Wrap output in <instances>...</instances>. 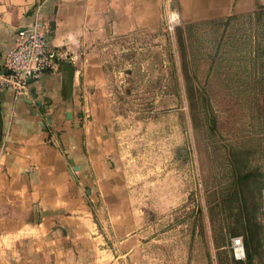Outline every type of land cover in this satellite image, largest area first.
<instances>
[{"label": "crops", "instance_id": "crops-1", "mask_svg": "<svg viewBox=\"0 0 264 264\" xmlns=\"http://www.w3.org/2000/svg\"><path fill=\"white\" fill-rule=\"evenodd\" d=\"M171 3L184 23L264 10V0ZM36 9L65 60L26 95L0 89V264H146L117 165L103 54L119 39L163 34L166 0H0V75ZM62 63L74 67L71 96Z\"/></svg>", "mask_w": 264, "mask_h": 264}, {"label": "rangeland", "instance_id": "rangeland-1", "mask_svg": "<svg viewBox=\"0 0 264 264\" xmlns=\"http://www.w3.org/2000/svg\"><path fill=\"white\" fill-rule=\"evenodd\" d=\"M254 31L253 19L239 17L205 24L187 41L219 132L232 143L249 129V102L218 56L233 35ZM115 42L103 54L105 92L116 129L117 165L131 212L141 221L145 263L217 264L205 198L216 189L217 173L191 126L174 31ZM175 68L178 95L172 85Z\"/></svg>", "mask_w": 264, "mask_h": 264}, {"label": "trees", "instance_id": "trees-1", "mask_svg": "<svg viewBox=\"0 0 264 264\" xmlns=\"http://www.w3.org/2000/svg\"><path fill=\"white\" fill-rule=\"evenodd\" d=\"M174 7L177 9L176 4ZM239 17L255 21L253 35H233L227 49L218 56V64L233 70L234 87L249 102V129L239 141L232 143L219 132L217 114L197 77L198 66L188 51L187 41L197 38V29L205 24H222ZM174 36L191 126L205 145L217 173L216 189L205 196L217 264H264V10L252 15L177 25ZM172 76L178 95L181 86L176 68ZM233 237L243 239L244 263L233 259L230 247Z\"/></svg>", "mask_w": 264, "mask_h": 264}, {"label": "built area", "instance_id": "built-area-1", "mask_svg": "<svg viewBox=\"0 0 264 264\" xmlns=\"http://www.w3.org/2000/svg\"><path fill=\"white\" fill-rule=\"evenodd\" d=\"M172 0H166L167 11L164 29L172 34L177 25H181L178 16L171 9ZM49 28L43 20L40 10L36 9L32 21L17 32L16 40L3 56V71L0 75V89L13 90L16 96L27 94L28 81L37 82L45 72H54L65 60L62 53L51 47L48 42ZM6 154L5 140L0 145V161ZM1 166V163H0ZM234 261H246L245 248L241 237L231 239Z\"/></svg>", "mask_w": 264, "mask_h": 264}, {"label": "water", "instance_id": "water-1", "mask_svg": "<svg viewBox=\"0 0 264 264\" xmlns=\"http://www.w3.org/2000/svg\"><path fill=\"white\" fill-rule=\"evenodd\" d=\"M63 70L65 72V88L69 96L72 95V81H73V74H74V67L70 63H62ZM30 84L31 82L28 81ZM26 104L30 105L31 101H25ZM41 103H38L40 106ZM68 116V115H67Z\"/></svg>", "mask_w": 264, "mask_h": 264}]
</instances>
